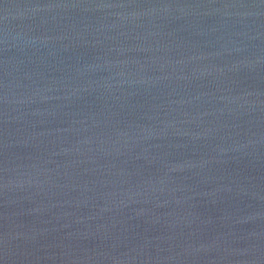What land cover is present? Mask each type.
<instances>
[{"label": "water", "instance_id": "water-1", "mask_svg": "<svg viewBox=\"0 0 264 264\" xmlns=\"http://www.w3.org/2000/svg\"><path fill=\"white\" fill-rule=\"evenodd\" d=\"M0 264H264V0H0Z\"/></svg>", "mask_w": 264, "mask_h": 264}]
</instances>
